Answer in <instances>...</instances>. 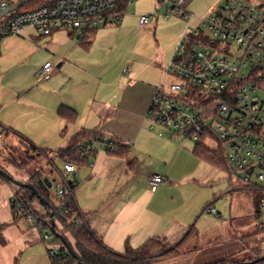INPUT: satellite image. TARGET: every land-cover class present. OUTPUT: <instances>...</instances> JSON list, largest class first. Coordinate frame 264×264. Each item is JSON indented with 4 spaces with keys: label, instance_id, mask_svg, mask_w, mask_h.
Instances as JSON below:
<instances>
[{
    "label": "crops",
    "instance_id": "0c3cea01",
    "mask_svg": "<svg viewBox=\"0 0 264 264\" xmlns=\"http://www.w3.org/2000/svg\"><path fill=\"white\" fill-rule=\"evenodd\" d=\"M10 1L40 6L32 0ZM171 18L170 25L182 24ZM161 22L156 19L155 29ZM120 23L121 30L113 31L118 37L131 24L126 19ZM185 30L156 46L152 56L132 51L123 61L118 56L112 59L117 40L107 29L60 30L50 36L28 30L5 39L0 47V87L16 83L21 88L7 97L1 92L0 107L1 98L5 106L0 128L7 132L5 137L12 135L22 144L24 137L42 152L48 151L46 159L54 166L55 157L60 159L57 153L76 134L85 130L100 133L102 139L92 144L90 158L76 164L74 173L65 172L61 159L63 168L55 166V170L62 179L57 187L65 180L77 182L74 201L83 221L112 250L123 253L127 244L139 248L151 239L162 242L163 248L184 241L180 256L155 264H219L237 255L249 261L253 257L247 242L252 238L245 237L256 234L259 225L264 227L256 217L254 194L235 179H229L228 191L221 190L216 179L220 169L197 157L195 146L192 150L180 147L174 134L169 137L168 129L155 126L158 123L149 117L157 88L171 80H167L165 67ZM16 37H27L24 43L30 51L14 48L8 40ZM37 57L45 64H55L51 78L41 79L43 84L37 73L40 65H32ZM62 106L77 112L75 122L59 117ZM37 133L46 137L41 140ZM57 135L62 148L49 151ZM109 142L129 147V156L110 155ZM39 172L46 176L43 168ZM153 175L167 180L156 192L150 186ZM56 191L50 189L55 205L59 204ZM15 192L12 183L0 182V224L7 225L3 234L9 239L6 246L0 243V264H13L23 245L37 244L42 238L38 228L20 221L24 218L14 222L10 203Z\"/></svg>",
    "mask_w": 264,
    "mask_h": 264
},
{
    "label": "built area",
    "instance_id": "2783aa9c",
    "mask_svg": "<svg viewBox=\"0 0 264 264\" xmlns=\"http://www.w3.org/2000/svg\"><path fill=\"white\" fill-rule=\"evenodd\" d=\"M121 1L49 0L31 7L28 1L2 0L0 47L5 39L28 30L50 36L60 30L85 31L119 24L126 14L119 10ZM161 3V7L172 4V12L187 21V27L165 69L172 80L157 88L149 117L178 138L196 145L203 141L210 149V143L216 144L244 187L253 194H264L260 185L264 183V0H228L210 17L200 19L197 27L185 10L187 0ZM151 18L141 16L140 26L148 25ZM229 45L238 46L236 54L229 53ZM54 69L55 64L47 62L41 77L49 80ZM6 134L0 128V139ZM90 156L89 152L80 154L82 159ZM64 170L74 173L76 168L67 161ZM166 184L161 175L150 178L153 192ZM76 186L75 180L58 185L56 207L60 211L74 199ZM16 201L14 194L11 203L29 224L37 226L39 219L33 209ZM258 211V220H264V197L258 202ZM50 222H45L44 243L55 239ZM49 255L52 264H64L59 248L49 250Z\"/></svg>",
    "mask_w": 264,
    "mask_h": 264
},
{
    "label": "rangeland",
    "instance_id": "374dc122",
    "mask_svg": "<svg viewBox=\"0 0 264 264\" xmlns=\"http://www.w3.org/2000/svg\"><path fill=\"white\" fill-rule=\"evenodd\" d=\"M10 1V0H7ZM131 4L127 8V12L124 16V20H129L130 25L128 27H125L124 30H122V33L120 32V37H118V33H113L115 30H121L120 28L123 26V23H120L119 26L116 25H109L108 28H102L99 27L96 30L103 31L105 29L110 30L112 32V35H114L113 38L117 40L116 46L112 55V59L117 60V56L119 57L118 60L123 61L125 58H130L132 51L136 52V54L140 56H152L155 52L156 46L159 44H166L169 42L172 37H174L178 31H180V28L182 29L180 32L182 33L184 29L187 27V21L182 20L179 16L175 15L172 12V4H167L164 7H161L163 2H168L170 0H130ZM228 0H187V5L185 6V10L188 11L193 17H195L193 21V26H199L200 25V19L208 18L211 16L212 12L219 9L220 7L224 6ZM13 2V1H10ZM151 15V23L145 26H140L139 19L141 16ZM179 19L182 24L178 25H170L169 21L172 20V18ZM160 19L164 24L161 22L158 28L155 29L154 22L156 19ZM171 18V19H170ZM168 21V22H167ZM123 22V20H122ZM30 31V30H29ZM28 31V33H29ZM32 32V30L30 31ZM117 34V35H116ZM116 36V37H115ZM27 37L20 38L16 37L13 39H9L8 41H12L13 47L21 48V51H27L30 49V47L24 43ZM105 43V40H104ZM103 43V44H104ZM109 44V42H108ZM42 46L41 44H39ZM229 53L236 54L238 51L237 45H229L228 46ZM30 51V50H28ZM240 54V52H238ZM52 63V62H51ZM36 64H39L40 67L37 69V73H41L42 68L44 67L45 63L44 61H41L37 57L36 59L32 60V65L36 66ZM166 69V67H165ZM36 73V74H37ZM42 77L39 75V81L41 84H43V81L41 80ZM172 80L171 77H169L167 80ZM21 88L20 85L16 83H10L8 87L2 88L0 87V94L2 92L3 97H7L8 95L13 94L14 92H17ZM1 105L0 112L4 111V104L3 99L1 98ZM27 111L28 109L22 108V111ZM33 116L38 118V111L33 109ZM160 124H155V126ZM160 127H162L160 125ZM169 137L173 136V132L170 130H167ZM36 137L43 140L46 136L43 133H37L35 135ZM175 138V137H174ZM17 138L13 137L12 135H9L7 137L0 139V168L4 169L11 177H13L16 181L19 182H26L29 180L32 174L36 173L37 171H42V168L45 172L44 176L45 178H48L52 184V191H56L57 184L62 180L61 177L57 175V172L55 170V166L62 169L63 168V162L55 157V166L49 162L48 159H46V154L48 151L45 152H30L31 156H34L35 158L33 160H28L27 165L21 166L27 159V151L28 147L20 143L16 140ZM56 142L52 144L49 149V151L57 152L62 147H59L61 144V137L60 135H57V138L55 139ZM175 142L183 148H188L189 150H192L194 146H196L195 142L184 140L181 138L176 137ZM43 147V146H42ZM49 147V146H48ZM213 150H217L218 147L214 143H210V146ZM53 172L55 174H53ZM219 176L217 179V184L219 187H221V190L228 191L229 190V179L230 175L223 169H220L217 171ZM235 182L237 185H241L244 187V184L240 181L239 178H235ZM260 185L264 186V183H260ZM230 197L227 196L226 199H229ZM238 204V202H237ZM34 208L36 210H41V204L35 203ZM21 219V218H20ZM20 221L25 222L26 225L29 224L27 220L21 219ZM259 224L263 225L264 220L261 219ZM29 226H31L29 224ZM35 228L36 226L33 225ZM56 227L57 232L60 233L63 231V225L59 220H56ZM37 228V227H36ZM257 232L259 233L257 235L258 240L264 239V230L257 228ZM47 233V231H42L41 235ZM2 236L3 246H6L9 243V239L4 236ZM42 237V236H41ZM65 238L69 240V243L74 245V239L71 237L69 233L65 234ZM60 248L59 244L55 239L49 240L47 243H44L42 238L41 241L34 245H29L26 247L25 245L22 246L21 253H18L15 255L13 264H52L49 250L52 248ZM173 248V247H172ZM171 248H163L162 242L157 245L156 250L157 251H167ZM251 257H254V254H250Z\"/></svg>",
    "mask_w": 264,
    "mask_h": 264
},
{
    "label": "trees",
    "instance_id": "16d2710c",
    "mask_svg": "<svg viewBox=\"0 0 264 264\" xmlns=\"http://www.w3.org/2000/svg\"><path fill=\"white\" fill-rule=\"evenodd\" d=\"M32 1H37V5H43L47 3V0ZM127 1L128 0H122L120 2L121 6L119 7V10L125 13L128 8ZM94 30L96 29H87L83 32ZM58 115L61 119L66 120L68 122H75L77 119V112L66 106H62L58 110ZM101 139L102 136L97 130L82 131L72 138L68 146L61 149L57 153L58 157L63 162L66 163L67 161H69L74 165L79 164L83 161H87L88 159H82L80 157V154L82 152H89L92 154V144ZM22 142L26 147H28L27 159L23 164H21V166L23 167L27 165L28 160H33L35 158L34 156L30 155V152L40 153L43 150L39 149L32 141L24 137L22 138ZM107 152L110 155L116 157L126 158L129 156L130 148L122 144L109 142ZM194 153L201 160L208 162L214 167L225 170L230 175L231 180L238 178L236 172H234L230 167V164L228 163L226 155L222 149L217 151L212 150L208 148L203 141H200L195 146ZM44 179V175L41 172L37 171L36 173L31 175L27 182L34 185L39 195L49 203L47 209L44 208L37 195L33 191L25 188H19L14 185L16 189L15 195L17 197L16 202L33 209L35 215L39 219L36 227L40 230V232L46 231L48 229V226L45 225V222L50 219L48 213H53L55 227L56 220H59L61 222V224L63 225V231L59 234L63 235L64 237L66 233H69L71 235V237L74 239V245L71 244V246L77 255V258L71 255L66 250L59 237L55 236V240L60 246V256L63 259L64 264H155L158 262L177 258L183 253L182 244L184 243V241L175 245L170 250L157 251L156 248L157 245H159L160 241L154 239L147 241L139 248H133L127 244L123 253H119L112 250L83 221L80 214V210L77 204L75 203L74 199H71L70 204L66 205V208L61 211L56 207V205L50 199V189L47 187V184L45 183ZM0 182L11 183L10 181L6 180L1 176ZM73 190H75V188ZM262 197H264L263 193L258 191L254 193L257 218L259 217L258 202ZM37 202L41 204L42 212L34 208V204ZM11 209L14 215V222H16L20 218H23V216L18 212L17 205L15 203H11ZM65 211L67 212L66 216L63 215V212ZM50 224L52 226L51 222ZM6 226L7 225L5 224H0V243L2 245L3 241L1 239V235L3 234V231L5 230ZM259 228L264 230V227H260V225ZM258 234L259 233L257 232L256 234L250 237H245L246 239L252 238L250 242H247V250L251 251V253L254 254V257L249 261L264 257V239L258 240V238H256ZM245 262H247L246 259H242L237 255L228 257L226 260L219 264H242ZM256 264H264V260Z\"/></svg>",
    "mask_w": 264,
    "mask_h": 264
},
{
    "label": "water",
    "instance_id": "95a60500",
    "mask_svg": "<svg viewBox=\"0 0 264 264\" xmlns=\"http://www.w3.org/2000/svg\"><path fill=\"white\" fill-rule=\"evenodd\" d=\"M0 176L5 178L6 180L10 181L13 185H15L16 187H19V188H25V189H29L31 191H33L38 199L40 200L41 204L44 206L45 209L48 208L49 206V203L44 199L42 198L37 189L35 188L34 185L28 183V182H19V181H16L13 177H11L4 169L0 168ZM45 183L47 184V187L49 189L52 188V184L51 182L49 181L48 178H45L44 179ZM49 214V217H50V220H51V223H52V232L53 234L56 236V237H59V239L62 241L63 245L65 246L66 250L71 254L73 255L75 258H77V255L74 251V249L72 248L71 244L68 242V240L61 234H59L56 230V227H55V223H54V215L53 213H48ZM264 260V257H261L259 259H256V260H253V261H247L245 263H242V264H256V263H259L260 261Z\"/></svg>",
    "mask_w": 264,
    "mask_h": 264
}]
</instances>
